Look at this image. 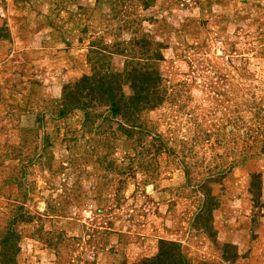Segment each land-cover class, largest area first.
I'll list each match as a JSON object with an SVG mask.
<instances>
[{
  "label": "rangeland",
  "instance_id": "obj_1",
  "mask_svg": "<svg viewBox=\"0 0 264 264\" xmlns=\"http://www.w3.org/2000/svg\"><path fill=\"white\" fill-rule=\"evenodd\" d=\"M136 64L164 85L152 134L68 109L97 72L132 95ZM11 228L18 264H144L162 241L264 264V0H0V260Z\"/></svg>",
  "mask_w": 264,
  "mask_h": 264
},
{
  "label": "trees",
  "instance_id": "obj_2",
  "mask_svg": "<svg viewBox=\"0 0 264 264\" xmlns=\"http://www.w3.org/2000/svg\"><path fill=\"white\" fill-rule=\"evenodd\" d=\"M146 67L136 64L135 67H132L126 73V77L132 83L134 90V93L130 96L121 93V82L125 77L120 73L110 72L102 76L97 72L93 76H83L77 82L65 86L68 91L67 95H65L68 100V109H74V103L79 104L81 102L82 104V99L92 97L91 101L97 100L100 104H111L112 117L117 114L122 116L124 121L122 128L129 133L132 132L131 130H139L152 134L153 129L150 130L147 126L149 119L146 115L163 105L162 88L164 85L159 75L148 72ZM235 111L234 117H231L232 120L239 119V117H236L238 115H236L237 111ZM251 137L254 138L253 136ZM157 141L161 142L158 139ZM253 143L254 141L248 146V151L254 150ZM160 147L162 146L158 145L159 149ZM250 156L254 158L257 153L253 152ZM242 161H248V159L246 158ZM19 239L17 232L12 228L9 229L4 238L6 244L2 248L0 264H18L16 257L19 252L17 244ZM181 248L179 243L162 241L159 253L152 258L144 260V264H191Z\"/></svg>",
  "mask_w": 264,
  "mask_h": 264
}]
</instances>
